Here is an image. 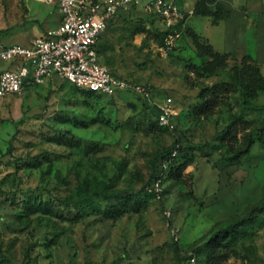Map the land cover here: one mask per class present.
I'll return each mask as SVG.
<instances>
[{"label": "rangeland", "instance_id": "obj_1", "mask_svg": "<svg viewBox=\"0 0 264 264\" xmlns=\"http://www.w3.org/2000/svg\"><path fill=\"white\" fill-rule=\"evenodd\" d=\"M185 22L167 44L140 4L99 43L112 74L172 98L167 126L136 94L58 76L0 98V264H264L256 64L199 50ZM57 25L46 0H0V44Z\"/></svg>", "mask_w": 264, "mask_h": 264}, {"label": "built area", "instance_id": "obj_2", "mask_svg": "<svg viewBox=\"0 0 264 264\" xmlns=\"http://www.w3.org/2000/svg\"><path fill=\"white\" fill-rule=\"evenodd\" d=\"M56 3L60 23L54 30L32 38L27 44H0V62L10 67L0 70V98L21 92L25 87L58 76L76 88L104 97L123 92L136 94L156 110L162 126L171 123L175 113L171 97L153 100L150 86L115 76L101 63L99 43L107 26L121 13L143 4V9L159 18L167 29L186 20L180 0H46ZM177 32L166 37L171 44ZM15 68H13V66ZM30 64L32 70L28 67ZM159 192V181L153 184Z\"/></svg>", "mask_w": 264, "mask_h": 264}, {"label": "crops", "instance_id": "obj_3", "mask_svg": "<svg viewBox=\"0 0 264 264\" xmlns=\"http://www.w3.org/2000/svg\"><path fill=\"white\" fill-rule=\"evenodd\" d=\"M180 1L187 12L184 25L187 31L216 53L228 54L239 60L249 56L258 64L264 77V0H221L228 16L217 24H213L211 16L194 13L199 0ZM48 4H54L57 8L59 25L58 5ZM256 99L264 105V90L258 93Z\"/></svg>", "mask_w": 264, "mask_h": 264}, {"label": "trees", "instance_id": "obj_4", "mask_svg": "<svg viewBox=\"0 0 264 264\" xmlns=\"http://www.w3.org/2000/svg\"><path fill=\"white\" fill-rule=\"evenodd\" d=\"M123 13H125V11L121 12L118 16L122 15ZM194 13L198 14V15L211 16L213 18V24H217L220 20H222V19H224V18H226L228 16L227 11L224 9L223 4L221 3V0H199L197 5H196ZM177 28H178L177 26L176 27L175 26L171 27L170 29H168L165 32V34L168 35L170 33H174ZM195 37L197 38V40L199 42L202 43V45H198L199 50L207 51V52H209V54H212L214 56H222V57L230 56L228 54H219V53L214 52L209 45H207V44L203 43L202 41H200L199 38L196 35H195ZM201 43H199V44H201ZM241 61L242 62L247 61L246 63H255L253 61V59L250 58L249 56L241 59ZM255 64H256L255 65L256 66V70H254V76H255L254 79L257 78L260 81V85H259V88L254 90L255 88H254L253 85H254V83L256 81L252 82L251 88H252V91H253V97L254 98L257 97V95H258V93L260 91L264 90V77L261 74V71H260V68H259L258 64L257 63H255ZM84 91H86V92H88L90 94H93V95L102 96V95H99V94H96V93H93V92H90V91H87V90H84ZM255 142L264 143V131H262L260 133V135L256 139H251L249 141V143L247 145V148L244 151V154H248V152L250 151L251 147L253 146V144Z\"/></svg>", "mask_w": 264, "mask_h": 264}]
</instances>
